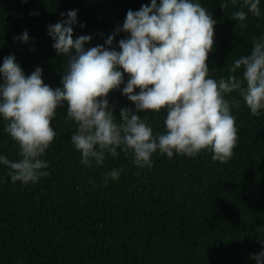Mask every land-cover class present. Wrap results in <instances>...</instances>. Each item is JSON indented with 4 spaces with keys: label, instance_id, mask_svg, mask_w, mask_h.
Segmentation results:
<instances>
[{
    "label": "trees",
    "instance_id": "obj_1",
    "mask_svg": "<svg viewBox=\"0 0 264 264\" xmlns=\"http://www.w3.org/2000/svg\"><path fill=\"white\" fill-rule=\"evenodd\" d=\"M199 2L217 21L207 61L210 75L227 78L234 61L250 54L252 42L264 36V14L248 12L240 22L231 18L239 8L231 0ZM149 3L0 0V63L14 54L25 74L40 66L44 82L60 87L66 59L56 55L47 25L76 9L73 37L91 35L86 47L103 45L129 9ZM259 7L264 13V0ZM25 30L27 42L13 39ZM126 36L115 35L117 50ZM241 74L242 69L236 73ZM232 96L241 101L232 108L238 141L226 163L207 151L171 159L156 152L153 165L141 168L131 154L120 152L116 158L106 155L103 165L85 166L71 142L76 126L66 118L67 106L58 108L52 121L56 137L43 157L50 175L34 185L13 183L0 165V264H256L252 257L264 239V112L253 116L237 93L226 98ZM109 101L117 115L121 107L134 108L119 90L110 93ZM140 116L154 133L164 131L163 110ZM18 151L0 121V154L15 160ZM120 168V179L105 184L103 174Z\"/></svg>",
    "mask_w": 264,
    "mask_h": 264
},
{
    "label": "clouds",
    "instance_id": "obj_2",
    "mask_svg": "<svg viewBox=\"0 0 264 264\" xmlns=\"http://www.w3.org/2000/svg\"><path fill=\"white\" fill-rule=\"evenodd\" d=\"M231 4L239 5L231 16L235 21H245L248 12L264 14L260 0ZM77 12L60 13L61 20L46 26L56 55L66 59L60 87L44 82L40 66L25 74L14 54L0 63V121L19 149L15 160L0 154V165L13 183L34 185L50 175L49 161L43 157L56 137L52 121L57 109L65 105L66 118L76 126L71 142L85 166L93 161L103 165L106 155L116 158L120 152L131 154L132 163L141 168L153 165L156 152L169 159L174 154L195 157L203 151L223 163L232 158L238 141L232 108L238 109L241 101L226 97L237 93L251 115L264 112V36L252 42L250 54L234 61L227 78L217 80L207 63L217 21L199 0H150L138 10L129 9L123 24L103 45L93 47H86L91 35L73 37ZM79 26L85 27L83 22ZM119 32L127 36L118 41L117 50L114 37ZM13 39L27 42L28 32ZM117 90L134 105L121 107L119 115L109 101ZM149 110L156 114L163 110V132L154 133L141 118L140 113ZM122 171L105 172L104 183L118 181ZM259 242L262 248L252 258L264 264V239Z\"/></svg>",
    "mask_w": 264,
    "mask_h": 264
}]
</instances>
